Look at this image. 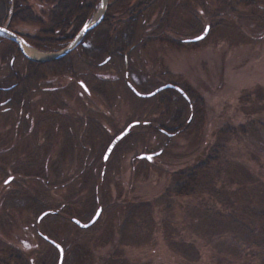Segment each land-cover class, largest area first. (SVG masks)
Listing matches in <instances>:
<instances>
[{
  "label": "rangeland",
  "instance_id": "1",
  "mask_svg": "<svg viewBox=\"0 0 264 264\" xmlns=\"http://www.w3.org/2000/svg\"><path fill=\"white\" fill-rule=\"evenodd\" d=\"M26 3L0 26L60 50ZM62 57L0 36V264H264V0H106Z\"/></svg>",
  "mask_w": 264,
  "mask_h": 264
},
{
  "label": "trees",
  "instance_id": "2",
  "mask_svg": "<svg viewBox=\"0 0 264 264\" xmlns=\"http://www.w3.org/2000/svg\"><path fill=\"white\" fill-rule=\"evenodd\" d=\"M0 1V21L4 19L7 15L8 9L11 8V19L9 23V28H11V23L14 20H19L22 22H39V19L32 17L30 15V8L27 6V0H3ZM45 3L50 4L49 11V25L47 32L44 31L43 44L37 43V46L49 48L55 42H63L65 45L72 36L81 28V26L86 22L91 12V9L98 2L96 0L91 3L92 0H42ZM9 16V14H8ZM89 33V32H88ZM85 36H87V34ZM55 34L61 35L63 39H52ZM47 38V39H46ZM59 40V41H57ZM36 44V43H35ZM66 57H62L50 63H45L43 66H47L48 70L60 69L61 65H66ZM56 72V70H55Z\"/></svg>",
  "mask_w": 264,
  "mask_h": 264
},
{
  "label": "water",
  "instance_id": "3",
  "mask_svg": "<svg viewBox=\"0 0 264 264\" xmlns=\"http://www.w3.org/2000/svg\"><path fill=\"white\" fill-rule=\"evenodd\" d=\"M101 5H103V7H101ZM105 7H106V0H99V4H98V8H97V12L95 13V15L89 19L88 21H86V23H84L81 28L77 31V33L74 35V37L66 44L64 45L60 50L52 52V53H47L46 56H32L27 54L24 49H23V44L25 43V41L23 40V38L12 32L11 30H9L6 26H0V36L4 37V38H8L11 41H13L19 51L22 53V55L27 58L30 61H34V62H47V61H51V60H55L58 59L62 56L67 55L71 50H73L82 40V38L84 37V35L91 29H93L95 26H97L99 23H101L103 16H104V12H105ZM207 29L208 27H205V30L198 36L191 38V39H186L185 42H196L200 39H202L206 33H207ZM26 44V43H25ZM83 87L84 85L81 84ZM130 89L135 92L138 96L140 97H149L154 95L155 93H157L158 91L165 89V88H170L173 87L175 88L178 92H180L183 96L186 97V95L183 93L182 90H180L178 87L172 85V84H165L163 86H160L158 88H156L155 90H153L152 92L148 93V94H138L135 89L131 86ZM136 123L133 122L131 124H129L122 132H120L118 135H116L111 142L109 143V145L107 146L104 155L102 157L103 160H106L112 150V148L114 147V145L123 137L125 136L129 129L131 128V126L135 125ZM157 153H153V154H141L139 155L140 158H145L147 160H150L153 156H155ZM11 179V177H9L7 180L9 181ZM101 209L98 208L95 212V214L93 215V217L86 223H82L80 222L78 219H72L73 223L76 224L77 226L81 227V228H87L88 226H90L91 224H93L95 222V220L98 218L99 214H100ZM43 239H45L47 242H49L50 244H52L54 247L57 248L58 250V260L56 264H61L62 263V258H63V249L62 247L56 243L55 241H53L52 239L46 237V236H42Z\"/></svg>",
  "mask_w": 264,
  "mask_h": 264
},
{
  "label": "bare ground",
  "instance_id": "4",
  "mask_svg": "<svg viewBox=\"0 0 264 264\" xmlns=\"http://www.w3.org/2000/svg\"><path fill=\"white\" fill-rule=\"evenodd\" d=\"M23 49L27 54L32 55V56H46L47 55V53H44L42 51H38L35 48H33V47H31L25 43L23 44Z\"/></svg>",
  "mask_w": 264,
  "mask_h": 264
},
{
  "label": "flooded vegetation",
  "instance_id": "5",
  "mask_svg": "<svg viewBox=\"0 0 264 264\" xmlns=\"http://www.w3.org/2000/svg\"><path fill=\"white\" fill-rule=\"evenodd\" d=\"M82 45L88 47V46L85 45V44H81V46H82ZM123 55H124V54H122V58H124L123 60L126 61V58H125ZM44 240H45V239H44ZM13 260H14L15 262H17V259H16V258H15V259L13 258Z\"/></svg>",
  "mask_w": 264,
  "mask_h": 264
},
{
  "label": "snow or ice",
  "instance_id": "6",
  "mask_svg": "<svg viewBox=\"0 0 264 264\" xmlns=\"http://www.w3.org/2000/svg\"><path fill=\"white\" fill-rule=\"evenodd\" d=\"M101 7H103V5H101ZM7 182V181H6Z\"/></svg>",
  "mask_w": 264,
  "mask_h": 264
}]
</instances>
